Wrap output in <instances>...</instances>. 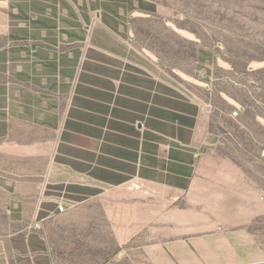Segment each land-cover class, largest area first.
<instances>
[{
  "label": "crops",
  "instance_id": "1",
  "mask_svg": "<svg viewBox=\"0 0 264 264\" xmlns=\"http://www.w3.org/2000/svg\"><path fill=\"white\" fill-rule=\"evenodd\" d=\"M114 6L0 4V264H55L49 229L96 191L197 190L209 158L259 121L197 35L135 32Z\"/></svg>",
  "mask_w": 264,
  "mask_h": 264
},
{
  "label": "rangeland",
  "instance_id": "2",
  "mask_svg": "<svg viewBox=\"0 0 264 264\" xmlns=\"http://www.w3.org/2000/svg\"><path fill=\"white\" fill-rule=\"evenodd\" d=\"M114 5L135 32L197 35L231 68L232 94L252 106L259 121L248 115L251 126L209 158L213 170L197 190L96 191L73 205L49 229L55 264H239L240 254L255 251L264 257V0Z\"/></svg>",
  "mask_w": 264,
  "mask_h": 264
},
{
  "label": "built area",
  "instance_id": "3",
  "mask_svg": "<svg viewBox=\"0 0 264 264\" xmlns=\"http://www.w3.org/2000/svg\"><path fill=\"white\" fill-rule=\"evenodd\" d=\"M238 114V111H235L233 112V115H237ZM68 210V206L66 205L65 202H59L58 203V212L60 213H64ZM37 227H39L38 224H36Z\"/></svg>",
  "mask_w": 264,
  "mask_h": 264
}]
</instances>
